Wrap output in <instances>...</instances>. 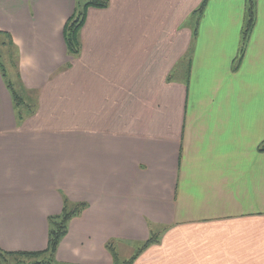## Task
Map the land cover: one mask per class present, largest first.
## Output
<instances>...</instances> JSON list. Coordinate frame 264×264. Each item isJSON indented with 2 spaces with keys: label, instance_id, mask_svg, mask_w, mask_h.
Segmentation results:
<instances>
[{
  "label": "crops",
  "instance_id": "crops-1",
  "mask_svg": "<svg viewBox=\"0 0 264 264\" xmlns=\"http://www.w3.org/2000/svg\"><path fill=\"white\" fill-rule=\"evenodd\" d=\"M80 50L76 0H0L16 108L0 58V248H46L63 199L84 203L58 245L67 264H264V0L241 59L246 0H106ZM189 74H184L187 60ZM4 71V72H3ZM10 83V82H9Z\"/></svg>",
  "mask_w": 264,
  "mask_h": 264
},
{
  "label": "trees",
  "instance_id": "trees-1",
  "mask_svg": "<svg viewBox=\"0 0 264 264\" xmlns=\"http://www.w3.org/2000/svg\"><path fill=\"white\" fill-rule=\"evenodd\" d=\"M208 0H203L197 10L194 11L193 16L194 27L193 37H196L197 26L199 19ZM245 22L241 32V46L239 49L238 59H241L246 44L249 40L251 31L255 21V0H246ZM107 6L106 0H76V5L73 14L65 23L63 28V38L67 52L71 56H76L80 50L79 31L84 23L86 11L89 8H104ZM190 60H187L185 65L184 74H189ZM4 72V71H3ZM7 88L11 91L13 103L16 108L23 105V101L15 90L12 88L11 83L6 81ZM27 112H31V106L27 104ZM259 151L264 152V142L259 146ZM86 209L84 203H71L67 199H63L62 209L59 215L50 216L47 219L48 234L46 248L38 252H7L0 248V264H63L55 259L56 251L59 243L67 234V227L69 222L78 216ZM155 242V238L150 236L149 239L138 250L139 253L145 249L149 244ZM114 242L109 241L106 243L105 248L112 257V264H131L134 258L128 261L120 262L119 256L115 250ZM65 264V263H64ZM67 264V263H66Z\"/></svg>",
  "mask_w": 264,
  "mask_h": 264
},
{
  "label": "rangeland",
  "instance_id": "rangeland-1",
  "mask_svg": "<svg viewBox=\"0 0 264 264\" xmlns=\"http://www.w3.org/2000/svg\"><path fill=\"white\" fill-rule=\"evenodd\" d=\"M0 58L2 60V63L4 65V69H5V74H6V79L7 81H9L12 85V88L15 90V92L20 95V97H22L23 95L24 98L27 97V103L28 105L31 106V104L35 101V92H29L27 90H24L20 88V84L19 82L16 80L15 78V70L13 68H11L10 66L13 64H15V52L14 50L9 46L7 40L4 37L0 36ZM141 248V246H131V247H125L122 246L120 248H118V256H119V260L120 262L123 261H128L131 258H134L133 262L131 264H133L135 262V260L138 258V256H140V254L142 253V251H140L139 253V249ZM9 264H13L12 262H9Z\"/></svg>",
  "mask_w": 264,
  "mask_h": 264
}]
</instances>
